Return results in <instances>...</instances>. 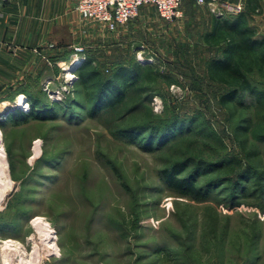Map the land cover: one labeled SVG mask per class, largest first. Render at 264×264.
I'll use <instances>...</instances> for the list:
<instances>
[{
  "label": "rangeland",
  "instance_id": "rangeland-1",
  "mask_svg": "<svg viewBox=\"0 0 264 264\" xmlns=\"http://www.w3.org/2000/svg\"><path fill=\"white\" fill-rule=\"evenodd\" d=\"M183 11L167 21L145 5L115 32L77 12V37L64 45L70 51L58 54V43L49 41L41 78L27 82V92L42 100L36 113L54 118L16 123L19 115L9 114L31 113L34 95L0 96V264H264V103L242 91L251 108L220 104L227 87L208 78L207 61L221 48L204 41L217 14L195 0H185ZM257 31L263 35L264 26ZM77 43L105 73L138 61L160 76L145 82L147 92L133 89L123 106L90 117L77 65L63 60L75 56ZM136 102L139 109L127 112ZM174 114L185 126L196 118L195 130L179 129L164 148L151 151L124 135ZM188 154L242 159L254 168L246 191L232 196V181L221 184L228 168L199 179L209 187L205 200L173 190L165 172ZM45 227L51 232L42 235ZM7 240L17 249L5 250Z\"/></svg>",
  "mask_w": 264,
  "mask_h": 264
},
{
  "label": "trees",
  "instance_id": "trees-1",
  "mask_svg": "<svg viewBox=\"0 0 264 264\" xmlns=\"http://www.w3.org/2000/svg\"><path fill=\"white\" fill-rule=\"evenodd\" d=\"M261 11L260 0H248L247 6L238 13L214 15L211 28L204 34V41L208 47L221 48V53L218 56L207 61V75L211 81L227 87V91L222 93L219 98V102L223 106L235 104L251 108L254 105L253 101L245 102L240 96L242 91H248L255 99V103L259 102L261 105L264 103V86H259L264 82V34L257 35V28L250 23L251 13ZM94 62L95 60L88 56L75 68L79 78L78 82L90 93V100H87L83 106L90 117L123 106L133 89L139 90L141 93L147 92L145 82L154 80L152 77L160 76L153 72L155 68L150 63H146V65L135 61L132 64H121L113 68L110 73H105ZM27 94L34 95L30 97L32 112L29 114H25L23 111L10 113L9 115L13 116L19 115L20 119L16 123H26L33 116L45 119L54 118L56 114H48L41 110L36 113L42 100L36 96L37 93L27 92ZM140 103L136 102L131 105L127 112L139 109ZM179 117L178 114H174L166 119L150 120L141 126L134 127L137 130L144 129L142 134L138 135L129 128L124 130V135L131 137L135 142L151 151L156 148H164L169 143L176 141L181 134H191L195 130L193 125L197 121L196 118L189 119L185 126V123L177 124ZM179 129L181 134L178 135ZM147 134L149 137L143 139ZM222 157L224 158L205 159L188 154L180 162L175 163L171 169L166 170L165 179L173 190L190 195L197 200H205L210 197L207 193L209 187L200 185L199 179L212 177L215 171L228 168L230 170L228 177L224 176L221 184L225 185L232 181L234 193L232 196L238 191L245 192V185L252 177L251 173L254 168L243 164L240 158L235 159L233 156L227 158V155ZM235 162L238 165L234 166ZM190 169H192L191 173L187 175V171ZM182 174L184 176H181ZM233 175H238V178L232 179Z\"/></svg>",
  "mask_w": 264,
  "mask_h": 264
},
{
  "label": "crops",
  "instance_id": "crops-1",
  "mask_svg": "<svg viewBox=\"0 0 264 264\" xmlns=\"http://www.w3.org/2000/svg\"><path fill=\"white\" fill-rule=\"evenodd\" d=\"M76 1L14 0L0 4V11L4 14L0 17V96L23 94L30 88L27 84L30 79L41 78L42 56L49 51L46 45L52 39L58 43V54L70 51L71 46L64 50V45L77 37L79 16L75 10ZM220 1L246 7L248 0ZM260 3L262 12L251 13L252 17L257 16L256 22L251 23L256 28L264 26V0ZM66 58L63 60L70 61L72 57L68 55Z\"/></svg>",
  "mask_w": 264,
  "mask_h": 264
},
{
  "label": "built area",
  "instance_id": "built-area-1",
  "mask_svg": "<svg viewBox=\"0 0 264 264\" xmlns=\"http://www.w3.org/2000/svg\"><path fill=\"white\" fill-rule=\"evenodd\" d=\"M14 0H0V4ZM184 0H77L75 10L83 21L95 23L101 27L115 32L118 28L135 18L145 5L154 6L158 15L167 21H176L184 16ZM198 4L210 5L217 15H225L230 12L238 13L243 9L242 4H230L220 0H195ZM0 11V17H3ZM54 47V45H51ZM75 56L84 54L86 46L82 43L74 45ZM85 59V56H80ZM82 60V61H83Z\"/></svg>",
  "mask_w": 264,
  "mask_h": 264
},
{
  "label": "bare ground",
  "instance_id": "bare-ground-1",
  "mask_svg": "<svg viewBox=\"0 0 264 264\" xmlns=\"http://www.w3.org/2000/svg\"><path fill=\"white\" fill-rule=\"evenodd\" d=\"M72 60V61H71ZM71 63L68 61L66 64H74V65H78V64H80V63H82L83 61H82V59H81V57L80 56H75V57H72L71 58ZM69 76H72V74H70ZM20 97V98H19ZM18 98H19V100H18V102H19V104H21V105H25L24 103H26L25 101H26V97L24 96V95H21V96H19ZM23 103V104H22ZM0 135H1V131H0ZM4 156V153H3V149H2V147H1V142H0V159H1V157H3ZM2 162L0 161V169L2 168ZM4 174V173H3ZM4 178V177H3ZM8 178V177H7ZM8 183H9V181H8ZM8 186V185H7ZM39 219V218H38ZM39 222H41L40 220H37V223H39ZM51 232V229H50V227L48 228V227H45L44 228V231H42L41 232V234L42 235H46V234H48V233H50ZM5 246H4V249L5 250H7V249H14V250H16L17 249V247H15V245H14V243H12V241L11 240H7V241H5V244H4ZM50 246H52V245H50ZM6 261H8V260H6ZM22 262H23V258H22Z\"/></svg>",
  "mask_w": 264,
  "mask_h": 264
}]
</instances>
